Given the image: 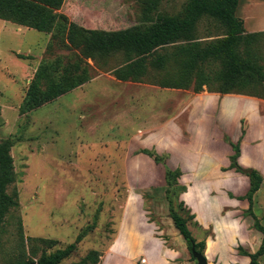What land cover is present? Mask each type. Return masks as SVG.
<instances>
[{
  "label": "rangeland",
  "instance_id": "obj_1",
  "mask_svg": "<svg viewBox=\"0 0 264 264\" xmlns=\"http://www.w3.org/2000/svg\"><path fill=\"white\" fill-rule=\"evenodd\" d=\"M186 3L187 0H64L56 13L96 34L137 38L163 18L179 13ZM260 8L264 10V4ZM225 30L218 21L203 17L189 42L212 43L222 38ZM32 33L38 35V41L33 42L31 36L30 47L42 48L46 35ZM248 34L251 33L245 31L241 48L251 44L264 71V31L257 32L253 41ZM6 45L4 41L0 43L1 67L7 65ZM32 55L40 62L35 71L31 70L28 82L16 77L15 69H10L14 82L0 70V104L9 109L3 115L0 110V141L13 143L10 155L15 179L7 193L17 203L0 227V264H15L22 252L37 260L42 254L63 249L89 226L93 229L77 251L60 264H84V258L93 251L98 254V264H102L111 254L112 245V253L120 254L116 264H131L140 252L152 259L163 247L180 252L177 264H197L169 218L164 173L166 169H177L181 177L186 174L185 179L191 173L183 168L185 160L190 161L187 156L184 159L190 138L189 106L202 94L224 98V109L238 118L231 124L232 129L227 117L223 124L217 122L214 112L219 114L220 105L202 118L207 134L203 142L207 151L203 152L222 164L214 166L218 178L211 176L208 182H200L205 194L200 206L213 226L204 228L195 217L188 222V229L197 241L208 243L224 264L248 261L239 249L255 252L262 235L254 229L252 217L244 213V188L234 194L227 192L230 185L226 173L232 170L233 151L228 155L225 144L229 145L230 139L241 144L248 130V147L241 153V163L256 162L248 152L257 151L259 167L264 172V99L217 89L210 92L203 88L195 93L192 88L162 87L160 82L176 77L172 64L164 71L149 70L145 80L121 81L114 71L125 64L122 53L85 59L67 43L51 42L40 58H34L39 56L37 50ZM222 68L217 63L214 70ZM249 99L255 101V107ZM254 109L252 117L249 113ZM168 124L177 128L179 138L172 148L157 149L151 137ZM214 141L219 145L212 147ZM143 150L156 153L163 161L155 163ZM227 158L229 167L223 166ZM180 179L179 184L184 186ZM228 197L234 201L228 202ZM253 213L264 227V183L254 196ZM29 239L39 241L29 243ZM43 241H53V248H47ZM110 260L112 263L113 258ZM259 261L264 264V255ZM104 264H109V258Z\"/></svg>",
  "mask_w": 264,
  "mask_h": 264
},
{
  "label": "trees",
  "instance_id": "obj_2",
  "mask_svg": "<svg viewBox=\"0 0 264 264\" xmlns=\"http://www.w3.org/2000/svg\"><path fill=\"white\" fill-rule=\"evenodd\" d=\"M64 0H0V20L10 21L50 36L49 43H67L85 59H97L116 53H122L124 65L115 70V76L121 81L139 82L145 80L149 70L164 71L172 64L176 69V77L170 81L160 82L165 88L189 89L199 93L205 88L221 90L249 97L264 99V71L259 65L258 56L250 49L251 44L241 48L245 33L243 21L236 16L239 0H187L181 11L167 16L151 26L137 38L100 35L87 31L70 22L62 14L56 13ZM213 19L225 27L222 38L212 43L201 44L189 42L190 36L202 18ZM250 40L257 39L258 34H248ZM186 41V44H177ZM20 59L24 57L19 56ZM217 63L222 69L214 70ZM245 132H241L243 137ZM228 140V139H227ZM233 155L230 157V169L244 174L238 164L240 142L233 144L228 140ZM13 143L0 141V227L10 209L17 203L7 193V187L14 181L13 159L10 155ZM152 160L160 164L162 157L154 152L142 151ZM249 188L241 200L248 204L245 214L252 217L253 227L261 235L258 249L253 253H239L249 259L248 264H260L264 255V227L253 213L254 196L262 185V176L252 170ZM181 172L166 169L165 197L168 202V215L178 234L185 242L190 255L192 249L204 255L205 241H197L188 229V222L195 216L181 201L186 188L179 184ZM177 202V203H176ZM176 203V207H175ZM93 229L86 227L75 239L63 249L49 254H42L37 260L28 258L25 252L18 255L15 264H60L77 251L79 243ZM39 241L29 239V243ZM47 248H53V241H43ZM191 259H195L191 255ZM99 263L96 252H90L83 260ZM135 264H141L140 261Z\"/></svg>",
  "mask_w": 264,
  "mask_h": 264
},
{
  "label": "crops",
  "instance_id": "obj_3",
  "mask_svg": "<svg viewBox=\"0 0 264 264\" xmlns=\"http://www.w3.org/2000/svg\"><path fill=\"white\" fill-rule=\"evenodd\" d=\"M263 4H264V0H244L243 2L242 0H239L238 7L236 9V16L243 21L244 30L247 33H257L264 31V10L260 8L261 5ZM32 32H37V31L22 26H15L9 22L0 20V43H3L4 41L7 44L6 45L7 65L3 67H1L0 65V70H2L3 73L6 74L7 78H12L13 82L15 76L23 81L26 80V82L30 80V78L32 77L31 70L34 69L35 71V69L38 67L40 62L39 60L30 57L32 55V51L37 50L39 56L36 55L34 58H40L42 54L45 52V49L49 43L50 36L48 34H45L46 37L42 44V48L41 47L39 48V46L41 45H38V47L35 49L31 48L28 43V40L31 39V36H34L33 42L37 43L38 41L37 38L38 35H34ZM16 55H22L24 58L17 59ZM0 64H1V59H0ZM32 64H34V66ZM11 68L15 69V73L18 76L16 74L15 76L14 74H11L10 71ZM249 100L253 102L255 107V101L253 99H249ZM223 101L224 98H220L216 95L202 94L196 97L192 101V103H190L189 106L187 131L190 135V138L187 141L188 143L185 145L186 149L184 151L186 153L184 155V159L187 156L190 158V161L185 160L183 168H185V171H190L191 173L190 175H188L187 179H185L186 174H183L180 179V182L186 187V192L181 195V200L185 203V205H187L192 210L193 214L196 217V220L204 228H209L213 226V222L208 216L206 217L205 209L200 206V199L202 198V196L205 195L204 193H202L203 190L202 188L204 186H202L200 182H208L211 176L217 177L218 174L215 171L216 169L214 168V166L219 162L216 163L213 160V158L209 155V153L203 152V151H207L205 150L207 149V147L203 146V142L205 141L207 134L204 131V123L202 121V118L204 117L205 113L213 111L210 110L212 107L220 105L219 114L217 115L216 112H214V116H217V122L220 121V123L223 124L224 123L223 118L225 119V117L229 118L230 122L228 123L230 124V126L233 122H237L236 118H238V115H236L235 117L233 116V114L228 113L224 109ZM11 109L12 108H10V111L13 110ZM0 110L3 115L9 109L8 107L0 104ZM255 112L256 109H254L252 113L249 114L252 115L253 117L256 114ZM232 127L233 126H231V129ZM249 136L250 134L249 131L247 130L245 136L243 137L246 138V140H244V142L240 144L241 153L244 148L246 149V147H248L247 138H249ZM210 137L212 138V136ZM151 138H152L151 141L155 143L157 149L159 148L162 149L169 146L172 148V145H174V143L177 141V138H179V133L174 125L168 124L163 129L158 130L155 134H153ZM230 141L234 144L233 139H230ZM214 145H219V144L217 143V141L211 142V146L213 147ZM225 145L227 146L226 152L228 155H230L232 152L231 151L232 148L228 144ZM248 153L254 155L257 161L248 165H243L239 157L238 158L239 166L241 168L253 167L251 168L252 170L259 171L264 177V172L260 169L258 163L261 160V158L259 157L260 153L257 154V151H253L252 153L248 152ZM252 164L256 166H252ZM223 166L229 167L228 158L226 161H224ZM226 176H227L226 180L229 181V185H230L229 189H227V192L234 194L236 191H238L239 188H244L246 194L249 188V179L246 175L243 176V174L236 173L234 170H228ZM263 183H264V178L262 184ZM209 185L207 184V187L209 190H211L212 187H210ZM232 201H234V199L231 200L228 197V202H232ZM217 226L214 225V228L216 229ZM112 246L110 249L111 254H109L104 258L102 264H104V261L107 260V258H109V264H116L120 254L112 253L113 252ZM179 255H180L179 251L178 252L171 251L163 247V249L160 248L157 251L156 255H154L152 259L147 258V256L144 253L141 252L138 253L135 260L131 264H135L138 261H140L141 264H150V263L177 264L176 260L180 258ZM204 255L206 257L208 264L210 262L211 264H224L221 258L217 259L216 252L214 253L213 250L209 249L208 243L206 244V251ZM110 258H113L112 263L110 262L112 261L110 260ZM246 258L247 257L244 256V260ZM248 262L249 259L248 261H246L245 264H248Z\"/></svg>",
  "mask_w": 264,
  "mask_h": 264
},
{
  "label": "water",
  "instance_id": "obj_4",
  "mask_svg": "<svg viewBox=\"0 0 264 264\" xmlns=\"http://www.w3.org/2000/svg\"><path fill=\"white\" fill-rule=\"evenodd\" d=\"M243 173L244 175H250L252 173V169H247V170L244 169ZM191 255L195 259L197 264H208L205 255L197 253L193 249H192Z\"/></svg>",
  "mask_w": 264,
  "mask_h": 264
}]
</instances>
